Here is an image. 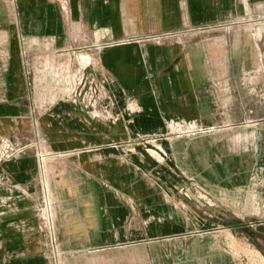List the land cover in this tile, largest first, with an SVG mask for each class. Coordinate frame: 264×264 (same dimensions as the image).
<instances>
[{
  "label": "crops",
  "instance_id": "obj_1",
  "mask_svg": "<svg viewBox=\"0 0 264 264\" xmlns=\"http://www.w3.org/2000/svg\"><path fill=\"white\" fill-rule=\"evenodd\" d=\"M258 9L264 0H0V136L37 144L0 163V264H146L162 240H172V264H241L229 237L209 242L224 226L177 189L193 179L215 187L223 211L257 208L256 158L241 148L264 126ZM242 29L261 36V50ZM74 68L107 88L114 118L70 99ZM226 80L249 86L242 122H221L203 147L172 135V120L201 114L193 85ZM239 223L264 241V219L226 227Z\"/></svg>",
  "mask_w": 264,
  "mask_h": 264
},
{
  "label": "rangeland",
  "instance_id": "obj_2",
  "mask_svg": "<svg viewBox=\"0 0 264 264\" xmlns=\"http://www.w3.org/2000/svg\"><path fill=\"white\" fill-rule=\"evenodd\" d=\"M264 15L263 9H258ZM242 33H251V39L257 42V47L260 49L262 46L261 36H257L255 31L250 29H242ZM261 50V49H260ZM259 50V55L262 52ZM88 71V70H87ZM243 73H241V76ZM227 79V78H226ZM194 86V95L197 98L196 102L200 108L201 114L191 117H179L172 120V128H178L180 130L172 132V135H180L188 138L196 139H207L211 135H215L218 125L221 122H226L231 125H238L244 119L242 111L246 104L251 100L246 99L247 96L244 94L248 85L242 83H234L232 80H226L223 83H198ZM241 102V104H240ZM264 102V101H263ZM224 111V114L218 116V111ZM258 113V112H256ZM198 142L201 147L208 144L207 140ZM249 143V141H248ZM250 147H245L242 150H250L251 155L255 156L256 163L250 165L254 174H257L258 191L259 196L257 197V208L253 209L248 204H243L240 207L239 212L232 213L227 211L229 205H225L222 210L220 201L217 202L215 195V187L202 186L195 180H190L186 186L180 187L177 190L187 194V199H191L193 210L199 211L198 207H204L206 211L203 213V217L210 220V223L218 222L221 229L210 230L207 235L213 237H229L226 239L228 246L236 255L239 256L241 264H261L264 263L262 257L264 251V241L259 240L255 244L252 239L245 236V233L240 230L233 232L229 230L226 225L238 222H255V220L264 219V126H258L256 137L253 142H250ZM210 151H215V146L207 148ZM203 197V199H202ZM208 200V202H206ZM202 201L204 204L202 205ZM222 203V202H221ZM187 204V209H188ZM261 209V210H260ZM254 224V223H253ZM253 226V225H252ZM255 226V224H254ZM257 227V226H256ZM213 231V232H211ZM218 231L217 233H215ZM231 235L235 236L236 239L232 240ZM210 239L209 242H213ZM147 251L159 254L158 259H152L146 264H172V240H162L161 242L155 243V248L152 249L147 247ZM260 248H263L262 251Z\"/></svg>",
  "mask_w": 264,
  "mask_h": 264
},
{
  "label": "built area",
  "instance_id": "obj_3",
  "mask_svg": "<svg viewBox=\"0 0 264 264\" xmlns=\"http://www.w3.org/2000/svg\"><path fill=\"white\" fill-rule=\"evenodd\" d=\"M261 60V55H259ZM67 94L70 99L76 104L87 110L91 115L100 119L108 120L115 117L113 111L112 99L107 88L96 80L87 79L79 68H74L70 73L69 85ZM36 148L37 144L34 141L24 143H17L12 138L1 135L0 136V163L11 158L23 155L26 151ZM38 157V173L40 181L41 192V215L44 219L46 229L53 237V213L52 204L50 201L49 189L44 173L43 155L39 149L36 151ZM54 250L56 252V245Z\"/></svg>",
  "mask_w": 264,
  "mask_h": 264
},
{
  "label": "water",
  "instance_id": "obj_4",
  "mask_svg": "<svg viewBox=\"0 0 264 264\" xmlns=\"http://www.w3.org/2000/svg\"><path fill=\"white\" fill-rule=\"evenodd\" d=\"M238 227L242 228V230L248 234L253 241H256V237H261L256 231L250 227L247 223H239L237 224ZM264 239V237H263Z\"/></svg>",
  "mask_w": 264,
  "mask_h": 264
}]
</instances>
